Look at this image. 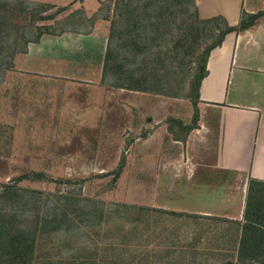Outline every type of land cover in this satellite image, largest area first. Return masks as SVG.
Instances as JSON below:
<instances>
[{
  "label": "rangeland",
  "instance_id": "374dc122",
  "mask_svg": "<svg viewBox=\"0 0 264 264\" xmlns=\"http://www.w3.org/2000/svg\"><path fill=\"white\" fill-rule=\"evenodd\" d=\"M98 23L110 37L101 81L16 68L42 33L89 32ZM225 30L221 18H200L193 0H106L95 11L0 0V264L237 261L239 203L211 195L200 203L177 189L184 177L166 165L176 156L172 136L194 124L190 99ZM134 88L176 94L157 92L186 122L159 132L155 163L143 154L155 124L140 110L151 92ZM18 241L26 242L21 259Z\"/></svg>",
  "mask_w": 264,
  "mask_h": 264
},
{
  "label": "crops",
  "instance_id": "0c3cea01",
  "mask_svg": "<svg viewBox=\"0 0 264 264\" xmlns=\"http://www.w3.org/2000/svg\"><path fill=\"white\" fill-rule=\"evenodd\" d=\"M26 1L78 4L86 11H95L106 0ZM193 2L200 18L220 17L235 29L226 32L207 55L204 75L190 99L194 124L183 136H172L177 143L176 156L166 165L173 164L168 169L171 175L184 177V188L177 189H183L185 195L195 196L193 199L200 203L206 202L209 195L213 200L221 197L227 203L238 202L243 218L248 194L252 211L254 200L264 195V0ZM242 23L245 25L240 26ZM101 25L94 24L89 32L70 29L42 33L27 42L21 57L14 59L15 66L59 80L99 82L109 37L108 29ZM164 101L160 94L151 92L150 106L140 108L148 109L150 121L156 125V129L152 126V135L155 131L157 135L143 142L147 148L143 154L154 155V163L162 146L159 132H172L175 124L186 123L172 115V102L166 106ZM198 208L201 212L202 207ZM252 224L259 225L253 219Z\"/></svg>",
  "mask_w": 264,
  "mask_h": 264
},
{
  "label": "trees",
  "instance_id": "16d2710c",
  "mask_svg": "<svg viewBox=\"0 0 264 264\" xmlns=\"http://www.w3.org/2000/svg\"><path fill=\"white\" fill-rule=\"evenodd\" d=\"M194 4V2H193ZM194 10L196 12V7L194 5ZM197 13V12H196ZM213 18H220V17H213ZM222 19V18H221ZM223 20V19H222ZM224 21V20H223ZM226 24V22L224 21ZM245 24H240V26H244ZM232 29H235L233 26H229L226 24V30L222 33L221 37L219 40L214 43L210 49L213 47L217 46L220 44L222 41L224 34ZM109 40L110 37H108V44H107V49L105 53V60H104V70L105 66L107 65V60H108V55H109ZM24 51V50H23ZM206 58H207V52H206ZM206 58L204 57V64L206 61ZM104 74V71H103ZM204 75V72L198 76L197 79V88L199 85V81ZM120 86V85H118ZM124 87V86H122ZM196 88V90H197ZM137 90H142V91H150V92H158V93H163L166 95H171V96H176V94L169 93V92H164L161 90H148L146 88H134ZM9 189V188H8ZM249 197H251V194H248V201L246 203V208L243 212V219L244 222L241 226V231H240V236H239V241H238V249H237V261L233 262L231 260L226 261L224 264H240V263H245L248 259L250 260H258L260 264H264V202L263 198L261 199V203L257 198L254 200L255 201V207L254 210L252 211V205L249 202ZM259 198V197H258ZM262 218V220L258 219ZM252 219L255 221V223H258L259 225L252 224ZM18 258L21 259V256L23 255V248L26 246V242L24 243L23 241H18ZM28 246V245H27ZM248 253V255H247ZM248 256V258H247Z\"/></svg>",
  "mask_w": 264,
  "mask_h": 264
}]
</instances>
